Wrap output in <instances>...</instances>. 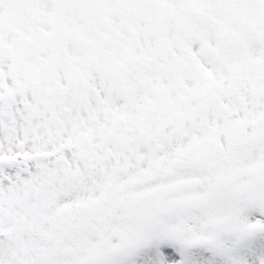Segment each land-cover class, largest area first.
I'll return each instance as SVG.
<instances>
[{
	"label": "snow or ice",
	"instance_id": "6c2138e0",
	"mask_svg": "<svg viewBox=\"0 0 264 264\" xmlns=\"http://www.w3.org/2000/svg\"><path fill=\"white\" fill-rule=\"evenodd\" d=\"M0 264H264V0H0Z\"/></svg>",
	"mask_w": 264,
	"mask_h": 264
}]
</instances>
